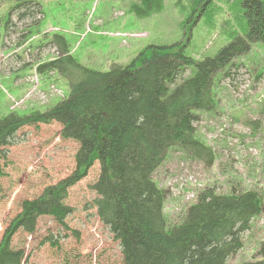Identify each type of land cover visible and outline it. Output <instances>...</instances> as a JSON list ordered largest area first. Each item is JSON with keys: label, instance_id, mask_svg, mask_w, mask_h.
I'll return each mask as SVG.
<instances>
[{"label": "rangeland", "instance_id": "374dc122", "mask_svg": "<svg viewBox=\"0 0 264 264\" xmlns=\"http://www.w3.org/2000/svg\"><path fill=\"white\" fill-rule=\"evenodd\" d=\"M36 1L41 13L36 11L35 22L26 24L30 18L18 21L14 13L10 26L0 23V117L44 111L68 94V84L57 73L35 72L38 63L57 54L50 43L55 35L66 39L69 53L80 64L105 71L115 64H127L151 44L179 42L196 60L211 57L234 34H242L241 23L229 19L224 5L210 26L200 18L186 22L187 11L175 6V0H164L161 12L144 18L130 11L138 0ZM11 2L0 0V15ZM231 64L229 76H222ZM194 72V65L185 68L168 91ZM213 92L215 108L196 110L199 120L195 123L196 135L215 151L213 164L205 166L171 148L153 177L168 190L163 211L169 224L180 222L197 194L208 187L218 193H227L231 187L259 192L262 210L241 233V249L225 262L239 264L260 257L257 250L264 238V43L253 42L247 53L220 69L214 76ZM60 130L57 121L26 124L6 146L0 160L4 170L0 176V240L22 200L36 197L45 186L74 170L79 143L62 138ZM98 174L96 161L69 188L65 203L72 210L64 225L42 215L33 233L19 230L12 236L11 245L24 249L26 264H123L119 241L96 214L93 201L97 194L91 185Z\"/></svg>", "mask_w": 264, "mask_h": 264}, {"label": "trees", "instance_id": "16d2710c", "mask_svg": "<svg viewBox=\"0 0 264 264\" xmlns=\"http://www.w3.org/2000/svg\"><path fill=\"white\" fill-rule=\"evenodd\" d=\"M174 4L187 11L186 22L200 18L210 26L224 5L229 19L241 23L242 34H234L211 57L196 60L179 42L151 44L127 64L105 71L80 64L63 36L55 35L50 42L57 54L38 63L35 72L49 76L54 71L65 79L69 92L44 111L1 116L0 160L19 128L57 121L61 137L79 143L75 168L36 197L21 201L20 211L0 240V264H26L24 249L13 247L11 239L19 230L33 233L40 216L65 224L72 210L65 203L68 190L96 161L99 174L91 185L97 194L96 214L119 241L123 264H225L241 249V233L262 210L256 189L231 187L227 193H218L208 187L197 194L180 222L169 224L163 211L168 190L158 185L153 173L171 148L205 166L213 164V147L196 135V110L215 108L214 76L220 69L247 53L253 42L264 43V0H175ZM39 5L36 0H12L0 23L10 26L14 13L18 21L35 22L34 14L41 13ZM163 8L164 0H138L130 5L139 18ZM233 64L222 76H229ZM190 65L195 72L168 91ZM257 254L258 259L239 264H264V238Z\"/></svg>", "mask_w": 264, "mask_h": 264}]
</instances>
